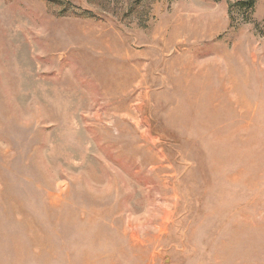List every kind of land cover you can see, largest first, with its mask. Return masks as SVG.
<instances>
[{
  "label": "rangeland",
  "instance_id": "1",
  "mask_svg": "<svg viewBox=\"0 0 264 264\" xmlns=\"http://www.w3.org/2000/svg\"><path fill=\"white\" fill-rule=\"evenodd\" d=\"M0 0V264H264V0Z\"/></svg>",
  "mask_w": 264,
  "mask_h": 264
},
{
  "label": "trees",
  "instance_id": "2",
  "mask_svg": "<svg viewBox=\"0 0 264 264\" xmlns=\"http://www.w3.org/2000/svg\"><path fill=\"white\" fill-rule=\"evenodd\" d=\"M248 3L249 5H254V0H250Z\"/></svg>",
  "mask_w": 264,
  "mask_h": 264
}]
</instances>
